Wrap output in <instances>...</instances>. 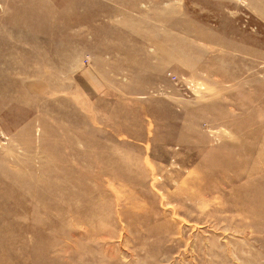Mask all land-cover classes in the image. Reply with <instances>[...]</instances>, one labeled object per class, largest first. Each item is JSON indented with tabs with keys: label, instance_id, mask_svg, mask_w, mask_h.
Listing matches in <instances>:
<instances>
[{
	"label": "rangeland",
	"instance_id": "obj_1",
	"mask_svg": "<svg viewBox=\"0 0 264 264\" xmlns=\"http://www.w3.org/2000/svg\"><path fill=\"white\" fill-rule=\"evenodd\" d=\"M0 264H264V0H0Z\"/></svg>",
	"mask_w": 264,
	"mask_h": 264
}]
</instances>
